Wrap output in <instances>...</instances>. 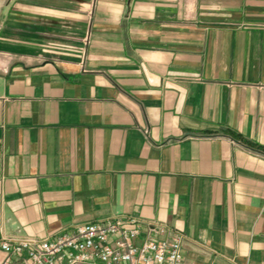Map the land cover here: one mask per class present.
I'll return each instance as SVG.
<instances>
[{
	"label": "crops",
	"instance_id": "1",
	"mask_svg": "<svg viewBox=\"0 0 264 264\" xmlns=\"http://www.w3.org/2000/svg\"><path fill=\"white\" fill-rule=\"evenodd\" d=\"M118 216L264 264V0H0V243Z\"/></svg>",
	"mask_w": 264,
	"mask_h": 264
},
{
	"label": "built area",
	"instance_id": "2",
	"mask_svg": "<svg viewBox=\"0 0 264 264\" xmlns=\"http://www.w3.org/2000/svg\"><path fill=\"white\" fill-rule=\"evenodd\" d=\"M183 242L165 224L118 216L44 239L3 238L0 246L7 263L18 256L22 264H185Z\"/></svg>",
	"mask_w": 264,
	"mask_h": 264
}]
</instances>
